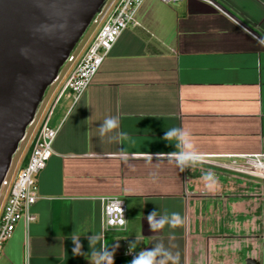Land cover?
Listing matches in <instances>:
<instances>
[{
	"label": "crops",
	"instance_id": "obj_1",
	"mask_svg": "<svg viewBox=\"0 0 264 264\" xmlns=\"http://www.w3.org/2000/svg\"><path fill=\"white\" fill-rule=\"evenodd\" d=\"M207 1L145 0L136 26L122 32L79 99L60 97L50 120L58 128L52 155L36 177L35 220L15 227L0 264H88L91 234L100 237L97 247L118 245L113 264H130L128 245L140 235L141 248L163 242L180 264H264V181L208 163L181 172L170 162L175 146L162 139L166 129L181 128L212 162L264 154V47L257 43L264 0H212L258 37ZM71 69L48 95L10 180ZM107 116L119 118L131 143L98 137ZM206 171L216 177L211 191L201 180ZM6 196L7 189L0 212ZM107 197L123 201V227L104 229L100 199ZM153 210L179 213L182 226L152 233L146 217ZM71 234L81 236L82 255H72Z\"/></svg>",
	"mask_w": 264,
	"mask_h": 264
},
{
	"label": "water",
	"instance_id": "obj_2",
	"mask_svg": "<svg viewBox=\"0 0 264 264\" xmlns=\"http://www.w3.org/2000/svg\"><path fill=\"white\" fill-rule=\"evenodd\" d=\"M106 1L0 0V189L46 91Z\"/></svg>",
	"mask_w": 264,
	"mask_h": 264
},
{
	"label": "built area",
	"instance_id": "obj_3",
	"mask_svg": "<svg viewBox=\"0 0 264 264\" xmlns=\"http://www.w3.org/2000/svg\"><path fill=\"white\" fill-rule=\"evenodd\" d=\"M145 0H116L107 12H100L93 25L98 29L84 52L77 58L70 55L67 62L72 69L62 85L53 104L45 113L34 135L25 164L13 180L2 183L7 189L5 203L0 212V256L4 244L18 224L28 226L35 220L31 207L38 199L36 177L45 168L52 155L51 146L58 128L50 126L53 110L60 97L66 93L74 104L88 88L104 59L120 37L129 27H135V16ZM162 4H176L181 0H157ZM206 1V0H203ZM210 3V1H207ZM103 10V9H102ZM100 17V18H99ZM224 162L202 159L226 173L264 181V154L225 157ZM1 186V187H2ZM104 229L123 227L125 206L115 197L100 199Z\"/></svg>",
	"mask_w": 264,
	"mask_h": 264
},
{
	"label": "clouds",
	"instance_id": "obj_4",
	"mask_svg": "<svg viewBox=\"0 0 264 264\" xmlns=\"http://www.w3.org/2000/svg\"><path fill=\"white\" fill-rule=\"evenodd\" d=\"M259 46L264 47V38L257 40ZM97 135L101 140L108 142H117L121 145L131 143L129 134L126 131L120 130V120L114 116H107L96 129ZM163 141L168 144H173L176 151L170 153L171 161L175 167L183 172L188 168L198 167L202 163V157L198 154L191 143L189 134L181 128L170 127L165 130L162 137ZM121 149V155H125ZM201 180L205 189L211 191L216 186V177L210 172H203ZM149 230L152 233H161L165 228L172 230L183 224V219L177 212L158 213V210H153L146 217ZM80 235L71 234L68 237L73 245L71 251L73 256L82 255L81 244L79 242ZM143 237L135 236L132 243L128 245L126 255H131L133 258L130 264H180L179 253H173L169 247H166L163 242H155L150 248H141ZM88 241V264H113V255L118 245L109 248V245L97 247L100 242L98 235L91 234L87 237ZM137 249H139L137 251Z\"/></svg>",
	"mask_w": 264,
	"mask_h": 264
},
{
	"label": "rangeland",
	"instance_id": "obj_5",
	"mask_svg": "<svg viewBox=\"0 0 264 264\" xmlns=\"http://www.w3.org/2000/svg\"><path fill=\"white\" fill-rule=\"evenodd\" d=\"M114 1V0H107L106 3H105V6L103 7V10H102V13L103 12H107L108 8H109V4ZM100 18V17H99ZM97 26L98 25H90L88 27V29L86 30V32L84 33V35L82 36L80 42L78 43V45L76 46V48L74 49V51L72 52V55L75 56L77 54L78 51H80V48L81 46L84 44V42L87 40V38L97 29ZM70 64L69 63H65V65L62 67V69L60 70V73L58 75V78L57 80L54 82V84L48 88V90L46 91L45 93V97H44V100L42 101L36 115H35V118H34V121L33 123L28 127V133H27V136L25 139H23V141L19 144V147H18V150L17 152L15 153V155L13 156L12 158V162H11V167L9 169V172L6 176V182H9L10 181V178H11V174L15 168V164H16V161L18 159V157L20 156L21 154V151L22 149L24 148V145H25V142H26V139L29 135V133L31 132V130L33 129L35 123L37 122V120L39 119L41 113L45 110L46 108V105H47V99H48V95L50 94L51 90L54 88V86L57 85V83L61 80L62 78V75L63 73L65 72V70L68 68ZM27 132V131H26ZM26 135V134H25ZM5 192H6V187L5 186H2L1 189H0V206H1V202H2V199L5 195Z\"/></svg>",
	"mask_w": 264,
	"mask_h": 264
},
{
	"label": "trees",
	"instance_id": "obj_6",
	"mask_svg": "<svg viewBox=\"0 0 264 264\" xmlns=\"http://www.w3.org/2000/svg\"><path fill=\"white\" fill-rule=\"evenodd\" d=\"M92 25V24H91ZM72 55V54H71Z\"/></svg>",
	"mask_w": 264,
	"mask_h": 264
}]
</instances>
